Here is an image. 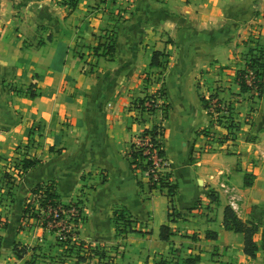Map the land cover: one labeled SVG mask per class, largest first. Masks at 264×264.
Masks as SVG:
<instances>
[{
    "label": "crops",
    "instance_id": "crops-1",
    "mask_svg": "<svg viewBox=\"0 0 264 264\" xmlns=\"http://www.w3.org/2000/svg\"><path fill=\"white\" fill-rule=\"evenodd\" d=\"M67 1L0 0V264H175L190 255L200 256L196 264H264V90L253 141L245 137L250 125L219 141L222 127L202 99L231 96L238 118L251 104L236 79L221 85L218 69L236 66L252 30L264 47V0ZM110 30L114 53L88 54ZM156 49L160 66L150 64ZM161 86L169 105L164 170L178 184L173 220L167 190L151 188L126 156L152 124L133 122L128 105ZM25 155L39 162L9 198L4 174H15ZM44 180L54 181L62 202L82 207L67 243L35 217L24 220L27 201L39 207L32 188ZM227 204L259 225L256 256L244 252L242 232L224 226ZM122 210L136 231L118 233ZM16 242L27 246L22 255Z\"/></svg>",
    "mask_w": 264,
    "mask_h": 264
},
{
    "label": "trees",
    "instance_id": "trees-1",
    "mask_svg": "<svg viewBox=\"0 0 264 264\" xmlns=\"http://www.w3.org/2000/svg\"><path fill=\"white\" fill-rule=\"evenodd\" d=\"M67 3L75 7L77 4V0H68ZM106 36V34H105ZM105 41H101L97 45L93 46L91 49V52H88V54H92L93 56H99V55H112L115 51V33L110 32L109 35L106 36ZM250 50H258L259 55L254 54L250 58L246 60L245 66L238 70V76L237 81H239L241 90L244 92L252 91L256 89L258 91V97L262 96L263 90H264V47L258 46V47H249ZM85 54V53H82ZM87 54V55H88ZM163 54V51L160 49H156L153 51L152 58L150 61L151 65H161V55ZM83 56V55H82ZM93 64V63H91ZM93 68V67H92ZM249 71H253L254 78L252 83H249L246 79V74ZM33 83L30 84L29 88L33 87ZM162 90V94L164 95L163 88H159ZM158 91V89L156 90ZM156 91H153L151 93L145 92L143 95L137 97L135 100H137L138 107L141 110H144L147 108L146 101L151 100L153 103L157 101V94ZM31 96H35L36 92L34 90L30 91ZM213 96H218L217 92L213 94ZM202 99L205 104L208 103V100L205 98V96H202ZM232 110H234V106H229ZM219 108V107H218ZM154 109V108H153ZM232 110L229 113L230 123L229 126L235 127V116ZM233 121V123H232ZM165 132V127L162 123H153L150 126H147L144 128L143 135L149 134L151 137V143L150 145H139L136 143V141H132L129 146L126 149V156L131 162V165L133 168L141 169L142 171L147 170L151 166H153V160L150 158V152H145V149L147 147L150 148L151 151H157L159 156L164 157L165 160H167L166 151L163 145L162 136ZM39 162V158L36 156H23L20 161L17 163V172L19 176H21L24 172H26L30 167L35 166ZM166 167V165L164 166ZM4 176H6L8 179L12 178L15 180V174L10 173L9 171H6ZM249 175H246V184H251L252 181L248 180L247 177ZM149 178V185L151 188H165L167 190V194L169 195V209H170V217L173 220L174 215L172 209L174 208V194L177 191L178 184L170 179V172L167 170L161 169L157 172V177H155L154 173H151L148 175ZM32 194L34 195L35 199L39 203V207H34L33 203L31 201H27L26 207L24 210V220L29 219L30 217H35L37 219V222L43 226H47V222L49 220H55L57 221L60 217H54L53 212L47 213L49 208L52 209L55 207H64L69 208L70 203H64L59 198V195L56 191L55 183L52 180H44L38 182L33 188H32ZM213 196V195H212ZM214 199H217V197L214 195ZM42 210L46 211L43 212ZM76 226L74 228L73 233L76 234L79 232V223L83 221V215L74 214L73 215ZM116 225L118 233L125 234L128 231H136L137 229L132 225L131 218L126 215L125 211H119L117 213V216L115 217ZM224 226L227 229H231L234 231L242 232L244 235V252L252 257L256 256L258 251V243L255 239V234L258 231L259 225L253 221H248L243 219L239 216L237 211L234 209V207L231 204L225 205L224 208V219H223ZM3 225H6V222L3 223ZM72 233V235H74ZM171 226L168 223H164L160 227V236L163 239H168L171 235ZM208 236L216 237L217 232L216 231H208ZM70 238L67 239V241L71 240ZM82 244L83 242L80 241ZM14 250L18 255H22L23 252L27 250V246L20 247V243L16 242L14 244ZM199 255H190L183 259L182 264H196V262L199 260ZM167 259H163L158 261L156 264H166Z\"/></svg>",
    "mask_w": 264,
    "mask_h": 264
},
{
    "label": "rangeland",
    "instance_id": "rangeland-1",
    "mask_svg": "<svg viewBox=\"0 0 264 264\" xmlns=\"http://www.w3.org/2000/svg\"><path fill=\"white\" fill-rule=\"evenodd\" d=\"M253 25H254V23H253ZM259 35H260L259 29H258V32H256V33L254 32V34H253V30H252L251 36H253V37H251V38L248 37V39L245 40V42H246V46L245 47L246 48L244 49V51L240 52V55L236 56V62H235L236 66L235 67H230V66L229 67L228 66L219 67L218 71H222L223 73H225V78H226V79L224 78L225 79L224 80L225 83L221 84V85H225V88H231V85H234L232 83V81H234V79L237 80L238 70L245 66L246 60L248 58H250L254 54L259 55V51L258 50L255 49V50L252 51V50L249 49V47H258V46L260 47ZM232 69H234V72H232ZM145 77H146V75H145ZM154 80L158 81L157 78H155V77H154ZM159 80H160V78H159ZM148 83H151V82L148 81ZM229 83L231 85H229ZM145 88L148 89V87H145ZM161 88H162V86H161ZM161 91L162 90H160L159 88H158V91H156L157 101L155 103H157V104L153 103L151 100H148L151 104H147V108L144 109V110H141L138 107V104L136 102L137 100H135L137 97L133 98L131 103L128 105L130 110L134 113V114H132L133 115V122L147 123V121H149L150 124L151 123L153 124V121H154V123H162L164 121V118L167 116V113H168V110H169V105L167 104V102H166V100L164 98V95L162 94ZM143 92L151 93V91H143ZM233 93H237V92H233ZM245 94L247 95V98L249 99V101H251L250 102L251 104L246 108L242 118H238L234 114V116H235V120H234L235 124L232 121V123H233L232 125H236L235 126L236 129H235L233 135L236 136L238 131H244L245 130L244 126L250 125V129L247 131V134L245 135V137H246L247 140L253 141V140H255L257 133H255L256 129L252 130V126L257 125V118L256 117H257L258 110L261 108V103H262L261 100H262V98H261V96L258 97V91H256V89H254L252 91H247V92H245ZM228 97H229V99H232L231 96H228ZM235 99H238V98H235ZM231 101H233V103H234V100H231ZM205 106H206V104H205ZM235 106H234V108H235ZM232 112L235 113V110H233ZM213 118L214 117H212V119ZM218 121L221 122V125L224 127V129L222 127V130L220 132H214V133H218L219 134V138H224V135H225L224 131H230V129H231L230 126H229L230 119L226 120V119L220 117V119H218ZM143 129H144V125L141 128V130H139L136 133V135L134 136V141L138 139L137 137H139V135L142 133ZM234 138H236V137H234ZM18 162L19 161H16L12 165V170L15 172V177H16L15 180L12 179V178L8 179L6 176H4V180L6 181V184L9 187V189H8V194L9 195L6 194L9 198H11V194H13L11 189L15 186V183H16L18 177H19V175H17L18 174V172H17V166H18L17 163ZM3 221L5 222V220H2V222ZM0 224H2V223H0ZM63 242L67 243L68 242L67 238ZM183 259H184V257L183 258H179L178 257L177 260H173V261H174L175 264H182L183 263Z\"/></svg>",
    "mask_w": 264,
    "mask_h": 264
},
{
    "label": "built area",
    "instance_id": "built-area-1",
    "mask_svg": "<svg viewBox=\"0 0 264 264\" xmlns=\"http://www.w3.org/2000/svg\"><path fill=\"white\" fill-rule=\"evenodd\" d=\"M113 32V30H110L108 33L106 32V36L110 34V32ZM107 39V38H106ZM92 55V54H91ZM146 80H148V77H145ZM254 78V73L253 71H249L246 74V79L249 83H252ZM239 83V81H237ZM206 99L208 100V103L206 104V108L208 112L212 115L213 120L215 124H218L219 126L223 127L221 125V122L218 121L220 117L228 120L229 118V113L232 110L229 106H234L232 99L229 98H220L219 96H213V94H209V96H205ZM133 104V103H132ZM151 104L149 101H146V105ZM157 104V103H155ZM219 107V108H218ZM233 111V110H232ZM225 123V122H224ZM225 126V125H224ZM226 127V126H225ZM224 129V127H223ZM236 127H231L230 131H224L225 135L224 138H219L218 135V140L221 141L222 143L224 141H230L234 139V131ZM233 130V131H232ZM142 133L137 137L138 139L135 140L137 144L139 145H150L151 137L149 134L143 135ZM145 152H150V158L153 160V166L145 170V174L148 176L151 173H154L155 177H157V172L160 171L161 169L164 168L165 165H167V160L164 159V157L159 156L157 151H151L149 147L145 149ZM69 208H64V207H55V208H49L47 213L53 212L54 217H60L57 221L55 220H49L47 222L46 227H51L55 228L58 231L59 239L62 241H65V239H69L70 235H72L74 228L76 226L75 220H74V214H79L82 215V207L79 203L77 202H71ZM43 212H46L42 210ZM74 234V233H73Z\"/></svg>",
    "mask_w": 264,
    "mask_h": 264
}]
</instances>
